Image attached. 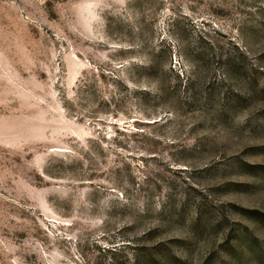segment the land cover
<instances>
[{
	"label": "rangeland",
	"instance_id": "1",
	"mask_svg": "<svg viewBox=\"0 0 264 264\" xmlns=\"http://www.w3.org/2000/svg\"><path fill=\"white\" fill-rule=\"evenodd\" d=\"M0 264H264V0H0Z\"/></svg>",
	"mask_w": 264,
	"mask_h": 264
}]
</instances>
